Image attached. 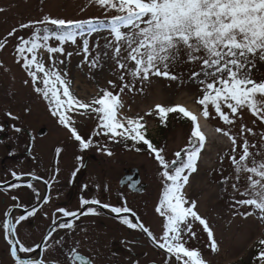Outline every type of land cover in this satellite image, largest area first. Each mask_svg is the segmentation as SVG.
<instances>
[{"label": "snow or ice", "instance_id": "6c2138e0", "mask_svg": "<svg viewBox=\"0 0 264 264\" xmlns=\"http://www.w3.org/2000/svg\"><path fill=\"white\" fill-rule=\"evenodd\" d=\"M95 3L105 9H115L118 13L110 18L105 17L107 31L113 37L106 42L105 48L112 49L119 69L126 70L132 78L128 83L122 71L119 80L121 84L108 81L111 89L119 88L118 92L108 88L100 89V94L90 101H85L75 94L72 81L67 79V71L61 66L63 60H57L52 54H64V44L76 43L77 38L82 39L83 51L89 55V40L86 38L98 32L102 25L99 20L93 19H63L44 16L41 20L21 23L19 28H13L7 37H12L18 30L32 28L29 38L18 37L19 43L15 52L17 63H21L27 75L31 78V84L36 93L41 94L47 101L51 115L58 119L60 125L67 128L72 138L79 143L82 149H88L94 141L91 137H82L75 125L72 114L95 115V135L103 136L113 143L132 142L134 145L147 146L149 153L161 167L160 175L163 180L162 194L155 211L165 217L162 236L157 239L153 232L139 223L136 213L127 206H113L109 203L101 204L99 199L81 200V206L97 205L104 209H110L121 219V222L131 229L139 228L147 235L158 248L165 250L168 260L165 264H208L200 251L186 246L185 235L196 237L193 231V222L198 221L211 241L213 251L218 244L214 238V231L206 218L199 213L196 200H189L186 196V185L191 174L198 171V161L202 150L205 148L206 134L200 123V118L208 120L211 116L210 106L214 109L216 117L225 124H234L233 116L244 106H248L254 115L264 121V101L256 100L257 94L264 96V80L257 82L252 78V71L256 68V60L264 61V0H95ZM4 9L0 8V12ZM57 41V46H52L50 41ZM0 42V49L5 43ZM99 45L97 44V48ZM46 49L51 60L49 67L45 66L42 58L38 59L39 49ZM183 51L189 62H199L201 70L193 72L192 78L199 80L202 85V95L195 103L202 106V110L193 112L186 106L176 104L174 106H155L161 120L167 118L169 113L179 112L192 123L191 134L187 144L174 153V159L169 161L165 156V149L159 147L146 138V121L144 116L127 115L124 112L125 105L121 94L132 91L135 81H150L151 77H164L176 80L177 76L171 74L170 67L179 60ZM126 52L127 55H123ZM70 57L72 53H67ZM107 55V53H105ZM99 55L91 61L95 67ZM128 62H133L134 67L128 68ZM42 74V76L38 75ZM211 81V82H209ZM25 85L29 80H24ZM42 84L43 87L39 86ZM143 92V86L139 89ZM228 109L230 111H225ZM83 110V112H81ZM152 114L151 112L145 115ZM13 119L12 113H7ZM19 133L21 128L13 126ZM2 130V129H0ZM241 133H252L251 128L241 125ZM216 132H223L232 143V152H236L237 138L231 136L222 128H216ZM264 136V133L261 134ZM249 142L244 139L242 154L239 159L231 155L239 181V173H249L247 179L249 187L240 192L243 197L235 201V205L253 206L262 214L264 219V160L257 161L254 154L249 152ZM255 147V145H251ZM99 151L112 156L113 152L107 145H97ZM137 152L141 151L136 147ZM259 154V153H257ZM252 158L251 166L247 163ZM79 159V158H78ZM11 175L20 178L23 173L11 171ZM254 176L256 178H254ZM137 184L139 182H136ZM29 188L32 184L27 185ZM12 188L19 185L12 184ZM135 187V184L129 185ZM234 190L237 184L232 185ZM13 200L18 199L13 196ZM47 203V200H45ZM37 209L32 208L27 216L21 214L10 218L8 212L3 221L5 235L12 236L16 232L17 225L33 216ZM63 217L78 218L76 211L64 208L57 209ZM131 214V217L127 214ZM98 215L97 209L89 206L86 212L79 215ZM235 214V213H234ZM244 213L242 215H252ZM134 218L135 221L134 222ZM61 229H72L71 220L58 225ZM55 231V228L53 229ZM52 233H48L51 237ZM47 239V237H46ZM10 254L15 258V264H44L43 260H31L21 258L19 253H29L32 247H25L18 240L9 239ZM59 243V241H55ZM260 249L255 259L264 264V239L258 241ZM38 247V245H37ZM73 262L79 264H93V261L80 254L75 248L71 249Z\"/></svg>", "mask_w": 264, "mask_h": 264}, {"label": "rangeland", "instance_id": "374dc122", "mask_svg": "<svg viewBox=\"0 0 264 264\" xmlns=\"http://www.w3.org/2000/svg\"><path fill=\"white\" fill-rule=\"evenodd\" d=\"M0 8L4 9L0 12V42H4L7 38L5 47L0 49L2 105L12 103L11 107L7 109L15 112L25 124L31 125L34 130L45 128L48 131L45 140L48 142L50 150H53V146L58 142L63 143L66 150H64L62 160L63 165H67L69 161L66 153L75 151L76 144H78L80 154L84 149L72 138L70 131L60 125L58 119L51 115L48 103L42 95L34 91L31 78L22 67V61L17 63L15 52L16 45L19 43L17 38H29L33 29L18 30L12 37H7V34L14 27L19 28L21 23L41 20L46 15L51 18L74 20L98 19L102 25L101 29L86 37L89 40V55H85L83 42L80 38H77L75 44L65 43L63 55L52 54L55 59L64 61V65L61 67L67 71V79L72 81V85L73 81L78 79L77 89L74 91L78 98L90 101L94 96L100 94V89L113 90L108 81L121 84L119 76L122 71L126 81L133 82L126 70L118 68L113 50L105 48L106 42L113 39L107 31L108 24L105 17L110 18L118 13L115 9L102 8L95 3V0H0ZM49 43L52 46L58 44L54 40ZM69 52L72 53L70 57L67 55ZM98 55L96 66L92 67L91 61ZM123 55H127V53L124 52ZM37 56L38 59H43L46 67L51 65L46 49H39ZM127 66L133 68L134 63L128 62ZM200 70V63L189 62L186 54L181 51L179 60L170 67L171 74L177 76L176 80L151 77L150 81L144 82L143 85L137 80L132 91L126 89L121 94L125 105V114L144 116L147 122L145 125L146 136L155 145L165 149V156L169 161L174 159L176 151L187 144L192 124L180 122L177 119L178 113H169L166 119L161 120L155 106L160 104L168 107L181 104L187 107V103H191L201 111L202 106L196 104L195 101L202 95V85L199 80L203 77L192 78V73ZM38 75L42 76L40 73ZM252 78L257 82L264 80V61L256 60ZM26 79L29 80L28 85L23 83ZM39 86L43 87L42 84ZM141 86H143V92L139 90ZM83 89H86L87 93H91L89 99L78 95V92ZM113 91L118 92L119 88ZM255 98L264 101V96L260 94H257ZM209 110L211 113L207 120L209 124L215 130L219 127L231 136H235L237 145L236 152L233 153L231 140L223 132H217V136L213 138L210 135L198 161V171L190 175L189 183L186 185L187 198L197 201L199 213L203 217L205 216L204 218L209 222L218 244L217 250L213 251L208 237V250H204L202 257L208 261V264H250L255 253L260 249L258 241L264 239V219L261 218L262 214L259 210L253 206L235 205L236 200L248 198L241 196L240 192L249 187L247 179L249 173H239L240 178L237 182V172L230 156L235 155L239 159L244 139H247L250 146L249 152L254 154L258 162L264 160V136L261 135L264 133V121L254 115L247 105L233 116L235 122L232 125H227L219 117H216L211 106ZM225 111L230 110L225 109ZM149 112L152 114L145 115ZM72 115L78 133L85 139L91 137L94 141L89 150L94 151L97 157L102 160L100 166L95 165V167H99L100 172L103 171V173L101 172L103 177L105 176L103 182L107 181L106 183L110 184V188L114 191L119 188L118 180L124 174V169L137 167L147 188L141 195L132 194L130 190L125 192L128 202H159L163 188V180L160 175L161 167L154 159V155L149 153L147 147L138 145L143 150L137 152L132 142L117 144L102 135L96 136L93 133V127L98 121L94 114L91 116ZM241 125L251 128L253 132L241 133ZM70 143L73 145L69 146ZM97 145H107L113 155L108 156L99 151ZM251 145H255V147H251ZM251 162L252 158L250 157L247 161L249 166H251ZM100 177L102 176L100 175ZM254 178L256 177L254 176ZM234 183L237 184L238 190L232 188ZM244 213L253 214L242 215ZM193 231L196 232V237L184 236V239H189L192 244L198 240L201 242V237H205L207 234V232L204 233L198 221L193 222ZM202 247L205 249L206 245L202 244Z\"/></svg>", "mask_w": 264, "mask_h": 264}, {"label": "flooded vegetation", "instance_id": "af4514ba", "mask_svg": "<svg viewBox=\"0 0 264 264\" xmlns=\"http://www.w3.org/2000/svg\"><path fill=\"white\" fill-rule=\"evenodd\" d=\"M1 97L0 93V264H15L9 239L33 248L29 253L18 252L21 258L43 260L44 264H74L73 248L90 258L93 264H165L168 260L165 250L158 248L139 228L124 225L110 209L91 204L81 206L82 199H99L101 204L113 206H123L126 202L136 213L139 223L159 239L165 222V217L155 211L159 202H128L125 192L130 190L129 183H120L124 174L118 180L119 188L113 191L107 181L103 182V171L95 167L100 166L102 160L89 148L80 154L76 144L75 151L66 153L69 163L63 165L66 146L58 142L50 150L45 140L48 131L43 127L36 131L25 124L21 117L7 109L12 103L2 105ZM9 112L18 119L8 116ZM13 126L22 131L15 132ZM13 170L23 175L17 179L11 175ZM29 183L31 188L27 186ZM12 184L19 187L12 188ZM13 196L18 199L13 200ZM89 206L96 208L99 214L79 215ZM32 208L37 209L36 213L20 222L12 236L6 237L3 221L9 217L5 213L15 220L21 214L27 216ZM59 208L76 211L78 218L63 217L57 212ZM127 215L132 218L130 213ZM69 220L74 224L72 229L58 227ZM49 232L51 237H48ZM201 239L193 244L187 239L186 246L198 249L202 255L208 250V240L206 236ZM202 244L206 245L205 249ZM257 252L250 264H261L255 259Z\"/></svg>", "mask_w": 264, "mask_h": 264}, {"label": "bare ground", "instance_id": "6f19581e", "mask_svg": "<svg viewBox=\"0 0 264 264\" xmlns=\"http://www.w3.org/2000/svg\"><path fill=\"white\" fill-rule=\"evenodd\" d=\"M78 79H76V80H74L73 81V90L74 91H76V89H77V85H78ZM94 92V91H93ZM90 94L91 93H87V91H86V89H83V90H81V91H79L78 92V95H82V96H84L85 98H87V99H89L90 98ZM188 104V107L191 109V111H193V112H198L199 110L195 107V106H193L191 103H187ZM200 123H201V125H202V128H203V130H204V132L207 134V135H211V137L213 138V137H215V136H217V132H216V130L214 129V127H212L210 124H209V122L207 121V120H204V118L203 117H201L200 118Z\"/></svg>", "mask_w": 264, "mask_h": 264}, {"label": "water", "instance_id": "95a60500", "mask_svg": "<svg viewBox=\"0 0 264 264\" xmlns=\"http://www.w3.org/2000/svg\"><path fill=\"white\" fill-rule=\"evenodd\" d=\"M144 188H145V186L143 185V186H141L140 188H138V190H139V191H143Z\"/></svg>", "mask_w": 264, "mask_h": 264}, {"label": "trees", "instance_id": "16d2710c", "mask_svg": "<svg viewBox=\"0 0 264 264\" xmlns=\"http://www.w3.org/2000/svg\"><path fill=\"white\" fill-rule=\"evenodd\" d=\"M181 119H182L181 122H182V123H185V121L183 120V118H181Z\"/></svg>", "mask_w": 264, "mask_h": 264}]
</instances>
